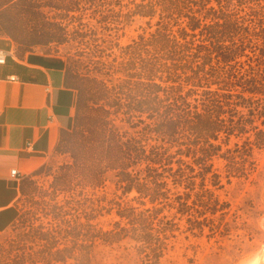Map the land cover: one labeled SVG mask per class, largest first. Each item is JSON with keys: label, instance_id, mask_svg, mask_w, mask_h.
<instances>
[{"label": "trees", "instance_id": "1", "mask_svg": "<svg viewBox=\"0 0 264 264\" xmlns=\"http://www.w3.org/2000/svg\"><path fill=\"white\" fill-rule=\"evenodd\" d=\"M125 1L0 0V35L28 50L73 47L78 56L68 50L60 61L76 94L53 153L66 160L44 163L20 184L45 217L64 225L32 223L21 238L32 251L11 258L8 250L11 264H91L99 244H154L168 236L150 232L165 224L166 208L177 210L174 219L195 205L215 210L223 177L231 183L256 170L264 151V0ZM137 19L142 32L121 44ZM183 157L198 168L172 166ZM223 160L224 175L215 168ZM44 173L49 189L36 178ZM167 175L173 189L189 191L184 202L170 200ZM186 175L191 181L178 179ZM81 207L84 221L64 219ZM113 213L119 219L108 227L96 221Z\"/></svg>", "mask_w": 264, "mask_h": 264}, {"label": "rangeland", "instance_id": "2", "mask_svg": "<svg viewBox=\"0 0 264 264\" xmlns=\"http://www.w3.org/2000/svg\"><path fill=\"white\" fill-rule=\"evenodd\" d=\"M128 1V0H127ZM125 1V2H127ZM140 1V0H137ZM87 19L85 18L84 21ZM94 20V19H93ZM141 21L137 19L134 24L127 29V35L121 39V44L125 45L132 37L137 36L142 30L139 28ZM144 25H146L144 23ZM115 31V30H113ZM102 34L99 35L101 37ZM111 38V36L109 37ZM103 44V42H100ZM15 54L23 55L27 52L35 51L43 54H50L56 57L66 58L67 51L72 54V59L75 61L78 56L75 55L76 50L72 47H61L59 51L56 49L48 50L40 46H34L28 50L25 46H19L13 42ZM106 53L111 54L113 49L108 46ZM118 51L117 48H114ZM46 52V53H45ZM48 52V53H47ZM121 60V58H119ZM70 64V63H69ZM72 64H75L72 62ZM257 167L248 178L233 177L231 183L226 182V177H223L222 181L225 186L218 189L215 193L216 199L219 201L217 208L214 210V206L211 211L208 209L205 211L200 206H194L188 212L189 215H182L178 213L177 216H172L177 210H169L166 208L164 211L165 224L154 223L151 226L150 232L157 234L158 231H163L168 235L164 236L161 241H157L154 244H144L135 239L116 243L114 245L99 244L95 248L93 260L91 264H239L244 260L251 257L254 252L259 251L264 245V227L262 225L264 219V151L256 155ZM176 159V158H175ZM66 160L64 156H57L52 154L47 162L62 163ZM183 162L174 163L172 166L177 168L179 166L186 168L189 164L198 168V165L193 164L189 158L183 157ZM181 160V161H182ZM226 160L215 161V168L224 170L226 167ZM38 169V168H37ZM34 172V171H33ZM32 172V173H33ZM221 172V171H220ZM30 173L29 175H31ZM27 176V175H26ZM190 175L180 177L181 181H191ZM39 185L44 189H49L50 182L52 181L51 175L46 173L36 177ZM197 183L201 181L200 177L191 178ZM23 180V179H22ZM21 180V181H22ZM170 190L168 196L172 201L175 197L181 198L180 201L184 202L187 189H181L180 191L173 189V178L167 175L163 180ZM199 191H193L191 193L192 200L197 197L195 194ZM33 193L28 191L27 195L20 196L17 200V218L15 222L0 234V252L5 250L3 259L0 257V264H11L12 259L4 260L8 257V250L15 255H20L23 251L31 252L32 249H25L23 246L33 245L32 243H25L21 240L24 233H28L31 230L32 223L37 227L43 225L45 227H52L57 225H64V222L58 221V223L52 218H47L41 212L42 205L35 204L32 201ZM202 196V195H201ZM183 198V199H182ZM199 198V197H198ZM41 207V208H40ZM66 210L69 208H65ZM197 211H202V214ZM34 212L35 215H31ZM37 213V214H36ZM85 212L82 207L79 209L70 210L64 219L69 220L72 217L76 220L81 219L84 221ZM79 218V219H78ZM119 219L115 213L112 215L106 214L105 216H98L96 219L100 224L108 227L109 223ZM63 221V220H62ZM203 227V228H201ZM137 228V227H136ZM201 228V229H200ZM65 242L64 239L61 240ZM17 243L12 249L13 244ZM18 245L20 249H17ZM70 246L68 244H62L60 247ZM142 246L147 249V252L140 254L139 248ZM161 246H165L163 253L157 255L150 251V247L157 249ZM261 247V248H260ZM37 249L38 247L35 246ZM259 249V250H258ZM21 250V251H20ZM252 254V255H251ZM76 257L80 256V252L76 251ZM3 260V262H1Z\"/></svg>", "mask_w": 264, "mask_h": 264}, {"label": "crops", "instance_id": "3", "mask_svg": "<svg viewBox=\"0 0 264 264\" xmlns=\"http://www.w3.org/2000/svg\"><path fill=\"white\" fill-rule=\"evenodd\" d=\"M0 48L11 51L0 63V234L17 218L21 180L54 153L60 131L75 113L76 94L65 84L64 59L50 54H15L13 40L0 35ZM12 77H16L13 79Z\"/></svg>", "mask_w": 264, "mask_h": 264}, {"label": "built area", "instance_id": "4", "mask_svg": "<svg viewBox=\"0 0 264 264\" xmlns=\"http://www.w3.org/2000/svg\"><path fill=\"white\" fill-rule=\"evenodd\" d=\"M10 54H12L11 51L4 49V48H0V63H5L7 57ZM12 78L15 79L16 77H12ZM10 177L11 179L22 180L25 176L22 174V172L17 167H14L10 171Z\"/></svg>", "mask_w": 264, "mask_h": 264}, {"label": "water", "instance_id": "5", "mask_svg": "<svg viewBox=\"0 0 264 264\" xmlns=\"http://www.w3.org/2000/svg\"><path fill=\"white\" fill-rule=\"evenodd\" d=\"M264 227V219L262 222ZM249 264H264V245L263 247L256 253L255 258L250 261Z\"/></svg>", "mask_w": 264, "mask_h": 264}, {"label": "bare ground", "instance_id": "6", "mask_svg": "<svg viewBox=\"0 0 264 264\" xmlns=\"http://www.w3.org/2000/svg\"><path fill=\"white\" fill-rule=\"evenodd\" d=\"M261 248V247H260ZM259 250V249H258ZM258 252V251H257ZM256 252V253H257ZM256 253L254 252V254L251 256V257H249L248 259H246V260H244L242 263H239V264H249L250 263V261L252 260V259H254L255 258V255H256Z\"/></svg>", "mask_w": 264, "mask_h": 264}]
</instances>
